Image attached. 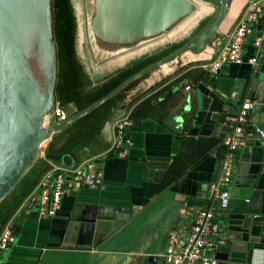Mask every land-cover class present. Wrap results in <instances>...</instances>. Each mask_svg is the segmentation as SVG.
<instances>
[{
  "label": "crops",
  "instance_id": "0c3cea01",
  "mask_svg": "<svg viewBox=\"0 0 264 264\" xmlns=\"http://www.w3.org/2000/svg\"><path fill=\"white\" fill-rule=\"evenodd\" d=\"M256 1L259 11L245 51L247 57L257 54L258 64L233 63L212 74L204 65L220 54L248 5ZM194 5L188 16L133 43L98 39L106 49L125 52L102 66L115 70L100 84L90 78L75 39L73 52L88 80L85 89L110 93L132 69L140 66L141 71L156 62L148 64L147 59L186 44L217 13L212 3L197 0ZM223 5L226 11L216 36L201 52L187 51L173 60L180 58L178 65L167 63L133 81L87 113L100 109V118L87 126L73 125L85 114L52 134L35 162L30 178L35 188L12 217L16 242L1 254L0 264H165L171 232L183 240L198 211L210 202L222 139L245 98L256 102L250 121L264 127V43L259 50L253 45L254 38L264 34V0H223ZM192 29L189 37L180 36ZM166 42V47L151 50ZM65 64L62 78L56 80L57 97L70 86L66 57ZM68 106L79 112L77 105ZM128 115L136 122L127 132L132 145L126 156L118 157L111 153V124ZM64 154L72 157L73 165L97 160L104 170L103 185H74L56 214L45 216L38 210L39 180L52 164L67 167ZM230 192V207L215 214L227 232L228 248L216 251L219 264H264V140L249 138L240 146Z\"/></svg>",
  "mask_w": 264,
  "mask_h": 264
},
{
  "label": "water",
  "instance_id": "95a60500",
  "mask_svg": "<svg viewBox=\"0 0 264 264\" xmlns=\"http://www.w3.org/2000/svg\"><path fill=\"white\" fill-rule=\"evenodd\" d=\"M196 1L96 0L97 11L93 16V29L97 38L103 42L130 44L141 39L139 38L141 36L159 32L188 16L195 9ZM202 1L214 4L217 13L186 44L129 77L89 107L79 112L69 107L67 121L46 126L45 118L52 113L55 106L54 89L57 80V53L51 0H42L41 14L53 56L54 81L46 108L37 114L34 112L32 92L26 76V55L18 34V30L21 29L16 22V0H0V202L32 168L42 144L54 132L119 94L129 84L151 70L173 61L187 51L201 52L215 38L226 11L223 0ZM63 164L72 167V157L64 155ZM225 244L220 245L218 250L227 249L228 246Z\"/></svg>",
  "mask_w": 264,
  "mask_h": 264
},
{
  "label": "built area",
  "instance_id": "2783aa9c",
  "mask_svg": "<svg viewBox=\"0 0 264 264\" xmlns=\"http://www.w3.org/2000/svg\"><path fill=\"white\" fill-rule=\"evenodd\" d=\"M258 11L259 3L257 1L250 3L220 54L204 65L212 74L233 63L247 61L253 65L258 64V55L247 57L245 51V44L254 31L253 21ZM263 43L264 34L254 38L253 45L257 50L261 49ZM255 103L253 98H245L230 121V130L222 139L219 175L210 185V202L208 206L198 211L183 240L177 232H171L163 254L165 264H219L216 251L220 245L225 244L227 232L215 214L218 210L225 211L231 205L230 189L236 174L238 150L246 139L258 137L264 140V127L250 121L249 118ZM52 113L58 118L59 123L69 118L68 112L59 101L55 103ZM135 124V120L129 115L118 118L111 124L113 136L111 153L118 157L128 154L132 140L127 136V132ZM103 178L104 170L94 158L86 159L72 167L52 164L39 180V212L45 216H54L62 204L63 196L74 185L99 189L103 185ZM12 222L11 219L0 230V260L1 254L16 242Z\"/></svg>",
  "mask_w": 264,
  "mask_h": 264
},
{
  "label": "rangeland",
  "instance_id": "374dc122",
  "mask_svg": "<svg viewBox=\"0 0 264 264\" xmlns=\"http://www.w3.org/2000/svg\"><path fill=\"white\" fill-rule=\"evenodd\" d=\"M51 3H52V0H51ZM74 3H75L76 14H77L76 47L78 50V55L81 57L85 67L87 68L88 70L87 72H89V75L91 76L90 78L92 79V81L97 84H100L101 80L106 78V74L108 73V71L115 70V67H111L110 69L109 68L103 69L102 66H106L112 63L113 60L116 59L117 55L125 54V52L118 51L116 53V51H113V49H106L104 46H102V43L99 42L98 38L95 36V32L93 29V16H95L96 11H97L96 0H74ZM51 8H52V5H51ZM57 30L58 29H57L56 19H55L53 22V33H54V40L56 44V53H57V77L58 79H61L63 71L66 67V64H65L66 54L63 53L64 50H63V44H62V38H61V36L63 37V35L61 33H58ZM192 31L193 29L189 31L186 30L185 32L187 33H183L180 36H183L186 34L184 38H187L192 34ZM182 39L179 38L178 40H182ZM165 44L168 45L167 42L161 43V44L156 45L151 50L157 51L160 48L166 47L167 45ZM176 60L173 61V63L172 62L168 63V65L169 66L178 65L181 59L178 58V62H176ZM96 74L99 76L96 77ZM56 92H57V89L55 86V89H54L55 103L60 100L57 97ZM61 105L64 106L62 103ZM64 107L67 111L69 106L68 107L64 106ZM75 108L76 107H74V109ZM99 110L100 109H97L94 112L85 115L84 117H82V119H79L73 125L78 124L77 126H82V125L87 126L93 121H96L98 118H100L98 116L100 112ZM58 123H59L58 118L53 113H50L49 115H47L44 121V124L46 126H51L53 124H58ZM44 150H45L44 148L41 149L36 162L40 160L39 158L42 156ZM13 195L14 193L13 191H11L0 202V220L2 219L4 214L7 213V215H9V211L13 210V207H14L13 197H12ZM17 214L18 212L16 211L14 215L10 216L11 217L10 220L11 219L14 220L12 217L13 216L15 217ZM17 220H19V217H17Z\"/></svg>",
  "mask_w": 264,
  "mask_h": 264
},
{
  "label": "trees",
  "instance_id": "16d2710c",
  "mask_svg": "<svg viewBox=\"0 0 264 264\" xmlns=\"http://www.w3.org/2000/svg\"><path fill=\"white\" fill-rule=\"evenodd\" d=\"M52 12H53V22L56 19V25H57V32L61 33L63 35L62 38V44L63 48L67 50L66 53V61L70 64V86L64 91V93L58 97L60 102L67 106L69 104H75L78 106L79 111L89 107L96 101L103 98L106 93H101L99 89H95L93 92H89L88 89H85V82H88L86 80V73L82 70V65L77 60L75 53L73 52L75 48V39H76V30H77V24H76V18L72 9L71 1L70 0H57V6H56V0L52 1ZM55 12V14H54ZM178 46H173L170 51L163 52L161 56H158L157 59H147L146 62L148 64L153 63L154 61H158L162 57L168 55L171 51L175 50ZM141 67L139 66L138 69H132L131 73L129 75H124L119 80L114 87L111 88L109 92L114 90L116 87L120 86L128 77H131L132 75L136 74L137 71ZM65 155V154H64ZM63 155V156H64ZM62 156V159H63ZM35 164L32 166V168L26 173V175L21 179V181L15 186V188L12 190L15 194V198L13 200L14 207L13 210L9 211V215L4 214L2 219L0 220V230L4 227L5 224L10 220V216L14 215L17 207L20 205V203L23 202V200L33 191L35 188V184L31 185V175L34 172ZM33 181V180H32ZM35 183V182H32ZM17 205V206H16ZM16 206V207H15Z\"/></svg>",
  "mask_w": 264,
  "mask_h": 264
},
{
  "label": "bare ground",
  "instance_id": "6f19581e",
  "mask_svg": "<svg viewBox=\"0 0 264 264\" xmlns=\"http://www.w3.org/2000/svg\"><path fill=\"white\" fill-rule=\"evenodd\" d=\"M41 7L42 0H16L15 3L16 22L21 29L18 34L26 55V76L36 114L46 108L54 81L53 56L46 38Z\"/></svg>",
  "mask_w": 264,
  "mask_h": 264
}]
</instances>
